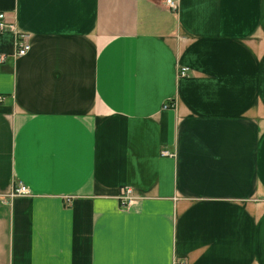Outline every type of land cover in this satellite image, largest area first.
<instances>
[{"label":"crops","instance_id":"crops-1","mask_svg":"<svg viewBox=\"0 0 264 264\" xmlns=\"http://www.w3.org/2000/svg\"><path fill=\"white\" fill-rule=\"evenodd\" d=\"M176 3L0 0V264H264V0Z\"/></svg>","mask_w":264,"mask_h":264},{"label":"built area","instance_id":"built-area-1","mask_svg":"<svg viewBox=\"0 0 264 264\" xmlns=\"http://www.w3.org/2000/svg\"><path fill=\"white\" fill-rule=\"evenodd\" d=\"M165 4L167 5L168 9L171 11H175L177 8L176 0H165ZM0 30H4L10 32L15 35V45H16V54L18 56H23L29 50V44L27 42V36L23 33L16 32L14 22L12 20L6 19L4 13H0ZM188 69L185 67L180 68L179 76L185 77L187 75ZM1 100V98H0ZM170 107L168 104L164 105L163 108ZM162 156H170L168 152L162 151ZM28 189L23 185H18L16 189H14L11 193V196H18V195H28ZM118 201L123 208H128L134 202L135 196L131 188L124 187L119 190ZM176 264H184L182 262Z\"/></svg>","mask_w":264,"mask_h":264}]
</instances>
